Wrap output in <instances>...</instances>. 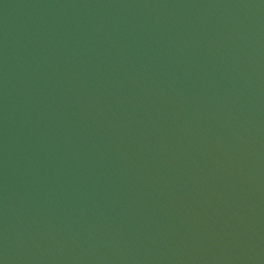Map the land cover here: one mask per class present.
<instances>
[{
	"label": "water",
	"instance_id": "water-1",
	"mask_svg": "<svg viewBox=\"0 0 264 264\" xmlns=\"http://www.w3.org/2000/svg\"><path fill=\"white\" fill-rule=\"evenodd\" d=\"M0 264H264V0H0Z\"/></svg>",
	"mask_w": 264,
	"mask_h": 264
}]
</instances>
